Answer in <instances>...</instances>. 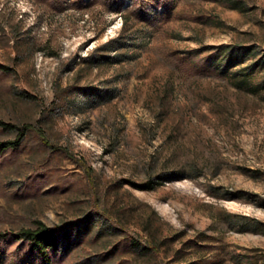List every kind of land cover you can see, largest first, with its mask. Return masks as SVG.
Wrapping results in <instances>:
<instances>
[{
  "label": "rangeland",
  "instance_id": "rangeland-1",
  "mask_svg": "<svg viewBox=\"0 0 264 264\" xmlns=\"http://www.w3.org/2000/svg\"><path fill=\"white\" fill-rule=\"evenodd\" d=\"M73 1L51 12L0 0V120L33 127L0 156V235L64 227L71 245L54 264H264V70L253 89L230 80L264 59V0H174L176 18L134 25L116 63L97 67L84 59L141 0ZM232 45L255 55L223 76L186 77L168 61ZM88 87L99 93L83 99ZM16 137L0 126V142Z\"/></svg>",
  "mask_w": 264,
  "mask_h": 264
},
{
  "label": "trees",
  "instance_id": "trees-1",
  "mask_svg": "<svg viewBox=\"0 0 264 264\" xmlns=\"http://www.w3.org/2000/svg\"><path fill=\"white\" fill-rule=\"evenodd\" d=\"M45 3L51 12H61L65 10L69 0H37ZM85 0H74L72 6L81 8ZM92 1L89 5L100 4L103 8L118 11L122 10L127 0H88ZM129 1V0H128ZM132 1V0H130ZM233 3V2H232ZM154 8L162 6L164 12L152 13L149 6ZM235 8H237L234 4ZM122 16V31L118 38L110 40L103 48L95 49L90 57L85 58L84 61L89 63V66L97 67L105 63L113 65L118 58L111 56V51L115 50L121 55L126 48V40L124 39L127 33L134 25L144 26L146 28H153L162 30L165 25L169 24L177 14V6L174 0H141L134 2L131 7L121 12ZM134 38L131 43H136ZM110 50V51H109ZM215 54H207L200 59L199 50H194L187 56H179L177 53H171L169 56L170 65L181 72L186 77H216L223 76L222 66L224 64L231 66L236 62V58L242 53L247 55L254 54L255 47L243 48L241 45L220 46L213 49ZM205 51H210L205 48ZM264 70V59L240 68L230 76L232 83L238 88L251 87L253 75L258 70ZM81 95L83 99L96 96L99 91L93 87L81 88ZM113 94L108 96L111 99ZM0 126L3 128H10L17 132V137L13 141L0 142V156L5 152L12 150L17 151L22 143L26 140L28 133L33 131L30 125H24L19 128L12 124H6L0 120ZM47 141L45 135H42ZM162 179L158 182L149 181L142 184H134L140 190H151L160 184ZM70 231H66L64 227H49L43 222H36L34 228L21 230L15 234H1L0 235V264H54L56 259L64 258L66 256V249L71 245ZM66 238V239H65ZM64 242V243H63ZM67 245V247H66ZM14 249L11 252V248Z\"/></svg>",
  "mask_w": 264,
  "mask_h": 264
}]
</instances>
